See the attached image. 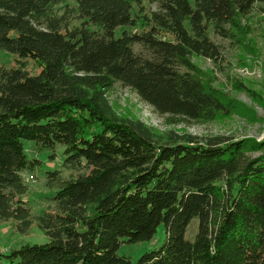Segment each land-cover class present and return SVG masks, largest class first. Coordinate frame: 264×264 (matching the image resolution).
<instances>
[{
  "label": "trees",
  "instance_id": "1",
  "mask_svg": "<svg viewBox=\"0 0 264 264\" xmlns=\"http://www.w3.org/2000/svg\"><path fill=\"white\" fill-rule=\"evenodd\" d=\"M254 12L264 14V0H0V50L16 62L0 65V222L26 233L35 219L49 239L0 253V264H264V153L253 156L264 141L156 140L106 96L119 83L162 115L231 116L236 102L191 58L220 64L209 33L240 43ZM24 141L62 145L75 172L47 174L55 206L36 218L20 199L21 173L39 164ZM160 226L157 249L134 263L117 253Z\"/></svg>",
  "mask_w": 264,
  "mask_h": 264
},
{
  "label": "rangeland",
  "instance_id": "2",
  "mask_svg": "<svg viewBox=\"0 0 264 264\" xmlns=\"http://www.w3.org/2000/svg\"><path fill=\"white\" fill-rule=\"evenodd\" d=\"M65 3L73 6L75 0H65ZM145 6L154 9V6L146 3ZM241 24L246 28L243 29L244 33L241 36L238 35L240 43L224 40L209 33L210 38L221 49L220 64L214 65L201 57L191 58L206 83L236 102V110L231 116L217 117L210 121H187L162 115L141 101L134 91L119 83L114 84L106 94L116 116L143 123L152 130L156 140H164L172 134L192 136L200 142L212 137L252 138L257 142L264 141V14L254 12ZM136 30L138 28L132 29ZM0 65L9 68L16 66V62L11 54L0 50ZM25 69L31 75L39 72L38 66L30 60L25 62ZM23 143L28 159L39 161L32 172L21 173L26 192L20 199L25 201L31 216L36 218L44 212L54 210L52 197L56 188L48 186L47 174L59 172L62 178L69 179L75 172L65 167L62 145H57L55 150L36 151L32 142ZM263 153L264 149L253 153V156ZM194 230L193 222L189 226L188 236H191ZM164 239V229L160 226L150 241L137 244L123 243L117 253L129 257L134 263L142 254L157 249ZM48 241V237L37 227L35 219L26 233L18 232L13 220L0 222V253H9L23 245L45 244Z\"/></svg>",
  "mask_w": 264,
  "mask_h": 264
}]
</instances>
